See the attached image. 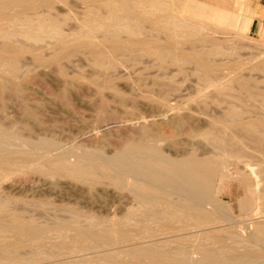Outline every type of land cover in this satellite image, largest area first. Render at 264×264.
I'll return each mask as SVG.
<instances>
[{
	"label": "rangeland",
	"instance_id": "obj_1",
	"mask_svg": "<svg viewBox=\"0 0 264 264\" xmlns=\"http://www.w3.org/2000/svg\"><path fill=\"white\" fill-rule=\"evenodd\" d=\"M76 1L78 0H55L53 6H50L52 8H49L51 11L47 8L50 12L45 10L46 7H40V11H37V8L31 13L28 9L26 12H19V14H17L19 8L16 6L1 7L0 9V21H3L0 22V32L2 33H0V49L5 43H9L12 46L15 44L17 47L20 46L19 48L15 47L16 45L13 46L15 48L13 49V53H16V56L10 53L9 61L0 56V61H3V63L8 61L4 66L2 62L0 63V66H2L0 67V128L12 133L11 136L3 139V144L5 145L8 141H13L11 144L7 143L8 145H6L10 149L14 147V151H17L14 159L18 160L12 162V164L15 163L13 166L0 167V177H2L0 178V199L2 200L0 202L8 204V208L11 209L10 213L20 214L21 217H25L24 219L30 218L31 221L38 224L55 225L58 223L72 224L74 222H82L84 224L80 223L79 225L88 226L93 220V224L102 227L108 223L119 222L131 210L135 211L137 219H142L143 213L141 211L145 208L140 207L129 193L130 180L125 179V187L120 189L116 188L114 183H111L112 178L110 177L114 174L112 171L106 172L101 170L104 173L96 171L99 173L95 172V176L92 175V177L90 176V178L83 180L75 175L66 173L61 167L48 169L44 163L46 164L48 159L53 161V158H58L62 154L65 156L64 160L68 164L75 163L76 155L90 150H100V153L103 152L106 156H110L117 149L120 150L123 143L125 144L144 135H151L154 139L158 140L160 149L162 148L164 153L171 157L184 156L188 152L197 153L196 155L199 156H212L216 152H214L215 149L212 148L213 146L208 138L210 135L216 133V130L213 129L214 126L218 123H223L222 126L225 125L223 127L227 129L225 128L224 130L222 127L223 131H220V135L224 140L227 137V141L229 142L227 145L224 144L223 153L225 152V155H221L225 159L223 169L225 177L222 180H218L220 177L218 179L215 178L214 181V187L216 186L214 188L215 197L219 200L227 201L232 209L229 216L230 220L222 221L221 226L236 229V231L242 234L241 236L246 237L253 229L252 221H264V197H262L264 196V181L261 179L264 175H260V171L264 169V131L262 133L259 131L260 129L264 130V0L246 1L250 11L257 12L254 15V20L249 31L247 29L248 17L246 19L241 15L238 27L231 25L232 23L230 22L207 20L208 18L205 19L204 16L207 17L213 14L208 9L209 7L201 5L205 12L204 16H200L199 12L187 5L189 0H166L169 4L165 0H159L164 10L162 12L154 10L156 18L155 15L151 14L153 11L149 10L150 6L146 7L152 0H146L147 3L144 1L145 11L139 19L135 17L136 14L132 15L134 14L132 12V14L130 12L128 14V11L125 12L126 10L119 11L122 15V17H119L122 27L119 25V20L116 23L111 22L112 25H119L123 30V32L121 29L118 30L119 39H133L134 36V39L138 43H141H135L139 45H137L139 48L134 47V52L136 51L134 54L130 52L128 53L129 55H124L125 57L122 55L113 56L114 58L106 61L103 66H100L101 62V64H98L96 61L97 55L95 54V50H91V48L87 49L88 46L84 48V44L82 45V43H85V40L86 42L87 40H91L88 42L95 41L96 43L101 40L100 42L109 43V40L105 41L107 37L104 35L107 31L106 26L110 23L108 22L109 9L101 3V0H97L98 5L95 3L96 1H94L95 4L92 3L93 1H84L85 3L82 0H79V3ZM197 1L216 5L221 9L239 14L237 11L240 10V6L237 3L238 7L235 5V0ZM99 2L103 8H100ZM163 4H167L166 6L170 5L171 7L169 8L172 11L168 7L165 8L166 6ZM88 7L93 8L96 13ZM7 8L9 10L11 8V13L13 14L10 15L12 16L9 15L10 11H7ZM166 10L169 14L167 12L163 13ZM6 11L7 13L9 12L8 15H6ZM93 12L96 16L93 15ZM172 12L174 17H177V21L175 18L173 19ZM119 13L118 16H120ZM124 13L128 15L126 14V16ZM159 13L163 15L159 16ZM167 14L171 20L165 16ZM100 15L103 17V20L106 19L105 22L101 20ZM147 15L148 17L145 18ZM30 16H33L32 19L34 18L35 20L43 17V23L40 22L42 25H39V23L36 25L37 21L34 20V28L37 26L38 28L31 29L28 26L30 25V19H27ZM142 16L144 17L142 18ZM48 17H50V20ZM12 18L15 20L13 21ZM18 18L24 20L23 23L20 20V23H18L16 21ZM96 18L101 21H98ZM157 18H162V20L168 19V22L163 21L167 22L166 25L172 23L169 26L167 25V27L171 26L173 30L175 28L178 30L182 28L179 30L180 32L182 31V34L175 32L177 31L175 29L172 35V33L170 34L171 29L166 30L167 27H164L167 32L163 27L156 29L153 21ZM26 20H28L27 24ZM12 21L16 22L12 23ZM179 21L181 23L185 22L184 24L187 26L184 27V24L180 25ZM49 22L51 24L55 22L56 29ZM102 22L104 23L102 24ZM47 23L50 25H48L50 30L46 25ZM85 23L90 24L89 27L94 25V28L89 31V27ZM174 23L179 25L176 27ZM25 25L29 27H27L28 30L25 28ZM43 25L46 28H43ZM53 25L55 26V24ZM151 25L153 26L151 27ZM191 25H193L194 29ZM4 26L6 27L5 29ZM39 27L41 30L38 31ZM183 27L185 29L188 27V30L190 29L191 31H185ZM7 28L8 32L6 31ZM13 29L14 32L12 31ZM31 30H34L33 32L37 30L36 34L31 32ZM58 30L65 38L69 37L67 35H70V39L66 38L68 46L65 45L66 47H64L65 49L70 48L66 49L67 51L63 49V57L60 54L61 58L59 57L57 61H54L53 57L51 59L50 56H52L53 50L58 47V44L55 43L57 41ZM79 30H85L83 31L85 33L83 34ZM15 31L18 32L16 33ZM124 31H128L127 34ZM79 32L80 34H77ZM103 32L105 33L103 34ZM14 33L16 36H12V34L15 35ZM32 33L35 36L39 34L38 39H34L35 36ZM72 33L76 34L73 35ZM175 33L176 35L174 36ZM1 35L7 38H3ZM30 35L34 37H30ZM75 35L78 36V42L82 45L78 49L76 48V52L71 49L74 47L70 44L72 39L75 40ZM143 38L146 42L143 41L142 43ZM148 38H150L149 42H147ZM169 38L171 41H174L172 42L174 45L167 43V41L170 42ZM109 39L110 41L114 40V38ZM139 39L142 40L139 41ZM153 42L170 46L173 56L171 53H167L163 56L164 58L161 57L162 61L160 56H154L151 52L146 53V50L143 52L140 50H144L147 47L149 48L147 50L150 51L149 43L152 44ZM141 44L142 46L144 45V48L141 47ZM52 45H54L53 49ZM103 49L107 57L109 54L108 48L103 47ZM187 49L188 53H193V49H198L195 50L197 54H200V56L204 54L202 58L206 64L214 66L213 69L209 70L210 72L208 71L209 74L205 70L203 72L198 66H194L196 65L195 63L180 59V57H183L180 54L183 51L187 53ZM190 49L193 51L191 52ZM14 50L19 52H14ZM71 52L74 54H71ZM36 53L37 55L39 54L38 57ZM7 63H9L8 66ZM9 66L12 69L8 68ZM3 67L8 69L6 70ZM8 71L12 72L7 73ZM4 77L8 80L4 81L6 80ZM8 77H11L10 79L12 80ZM11 81L13 82L12 85L15 86H11ZM229 109L232 110L233 114ZM234 110L239 114L234 113ZM224 112H228L230 117H232L231 119L234 120L230 121L228 118L229 114L226 117V113ZM237 116L238 119L235 118ZM240 117L241 120H239ZM218 118H222L225 121ZM242 118L245 121L248 120L247 123L249 124H255L254 128L257 126L261 127L259 123L263 124V126L259 129H257L258 127L255 128L258 130H255L256 134L254 133V128L252 127L253 130L250 128L252 134L248 130L251 134L249 135L248 131L247 133L245 131L247 130L246 122ZM249 119L254 122H250ZM217 120L218 123L215 124L213 121ZM235 120L236 122L234 123ZM229 121L232 125L235 124V128H238L239 131L245 129L244 131L241 130L242 136H240L241 132L239 133L238 130H235L234 126L229 124ZM176 122L178 124L174 126ZM230 126L233 128H228ZM257 133L259 138L257 137ZM251 136L254 138H251ZM261 136L262 139L260 138ZM40 138L52 140L53 146L51 145L49 148L42 149L43 147L37 144L38 141H41L39 140ZM34 140L35 143H33ZM257 141L258 144L256 143ZM231 144L236 150L230 146ZM236 145L237 147H235ZM26 150L32 152L33 156L30 155V157L33 158V163L21 161V152L19 151ZM43 158L44 161H42ZM262 173L264 174V171ZM104 175H107V177ZM108 176L110 177L108 178ZM246 179L249 182H246ZM247 183L249 186L252 185L251 187L258 186L255 188L256 193L252 198V206H254L253 209L248 211L249 215H247L248 213H241L242 211L240 212L239 209V199L244 195L247 187H249ZM261 194L263 195L261 196ZM13 209L18 212L15 211L14 213ZM145 210L147 211V208ZM150 212L152 211L150 210ZM119 218L120 220L118 221ZM234 219L236 220L234 221ZM105 220L109 221L106 222ZM229 223L230 225H228ZM246 224L249 225L247 226ZM244 227L247 228L244 229ZM54 234H49L46 238L48 240H45V244L48 241L47 245L49 244V246L46 245L48 249L54 248L55 242L57 244L62 240L61 237ZM55 237L58 238L55 239ZM51 238L52 240H49ZM188 238L187 244L190 245L192 244L190 241L192 237ZM237 238L235 237V241H238ZM57 239H59L58 242ZM49 241H53V245ZM30 249V246H25L24 252L29 254ZM22 250L19 252L21 257L19 256L20 259L18 258L20 263L17 262L16 264L29 263L25 259L28 254L25 255ZM0 264L3 263L0 262Z\"/></svg>",
	"mask_w": 264,
	"mask_h": 264
},
{
	"label": "bare ground",
	"instance_id": "obj_2",
	"mask_svg": "<svg viewBox=\"0 0 264 264\" xmlns=\"http://www.w3.org/2000/svg\"><path fill=\"white\" fill-rule=\"evenodd\" d=\"M54 1L55 0H0V9H1V7L3 8V7L16 6L19 8L18 10H20V11L17 10V12H18V13L16 12L17 14H19V12H23V11L26 12L28 9L30 10V13L37 8H38L37 9V11H38L40 7H46V9L45 8H43V9L49 11L50 10L49 8H52L50 6H53ZM59 1H63V0H59ZM78 1H76V2H78ZM82 1L83 2L84 1H93L92 2L93 4L96 3L98 5L97 2L100 0H98V1L97 0H82ZM94 1H96V2L94 3ZM101 1H102L101 3L109 9L108 22H110V23L106 26V30H107V31L105 30L106 34H104L105 32H103L105 37H107L106 38L107 40H105V41L109 40V43L100 42L101 40L99 41L100 43L99 42L96 43L95 41H94L95 43L94 42H88L91 40H87V42H86V40H85L84 41L85 43H82V45L84 44L83 45L84 48H86V46H88L87 49L91 48V50L92 49L95 50V54L97 55L96 61L98 62V64L101 62L102 64L100 63L101 64L100 66H103V64L106 61H109L111 58L113 59L114 58L113 56H116V55L124 56L130 52L134 54L136 52V51L134 52V50H135L134 47L139 48L138 44H140L141 42L138 43L134 39V36H133V39H131L129 37H127L129 39H125V40L122 38L119 39L118 30L121 29V27H122V25H120L121 21L119 18V17H122V15L119 13V11L126 10L125 12L128 11V14H129V12H130V14L134 13L132 15L136 14L135 17H137V19H139L140 16L142 14H144V11H145L144 1H146V0H101ZM166 2L168 3V1H166ZM146 3H147V1H146ZM99 5H100V8H103V7H101L100 2H99ZM166 5H164V6H166ZM187 5L191 9H195L197 12H199L200 16H204V12H205V10L201 7V5L209 7L208 9H210L213 12V14L210 16H207V17L204 16L205 19L208 18L207 20L210 19L212 21L230 22V23H232L231 25H235L237 27L239 26L238 25L239 15L236 13L234 14L233 12H230L228 10L221 9L216 5H212L209 3L207 4L205 2L204 3L199 2L197 0H189ZM149 6H150L149 10L153 11V13H151L153 15H155L154 10L156 12H162L164 10L162 7V3L159 0H152L151 2H149V5L146 7H149ZM167 7L169 8L171 6L168 5L165 8H167ZM11 8H10V10L7 8V11H10V13L8 12L9 15L13 14V13H11L12 12ZM86 8H87V6H86ZM88 8H91V7H88ZM93 8H95V7H93ZM93 8H91V9H92V11L95 12V10ZM167 10L164 11L163 13L164 14H165V12L168 13L169 10L172 11L171 8H169L168 11ZM7 11H6V15H8ZM146 11H148V10H146ZM41 12H42V10H41ZM94 12H93V15H94ZM30 13L28 12V14H30ZM118 13L120 16H118ZM28 14H26V15H28ZM124 14L126 15L127 13H124ZM145 14H146V12H145ZM161 14L159 13V16L163 15V14L162 15ZM168 14L165 16L168 17ZM20 15H22V14L20 13ZM10 16H12V15H10ZM94 16H96V15H94ZM172 16L174 19L175 17L173 15V12H172ZM32 17L30 16V18H27V19H30L29 20L30 25H28V26H30L31 29L34 28L33 22H35V21H37V23H35L36 25H38V23H39V25H42V23H43L42 18L43 17L37 18V16H36V18H37L36 20L34 18L32 19ZM98 17H99V14H98ZM143 17L144 16H142V18ZM146 17H148V15L145 16V18ZM157 17H158V15H157ZM204 17H202V18H204ZM13 18H12V20H13ZM102 18L103 17L101 16V20H103ZM155 18H156V15H155ZM48 19L50 20V17H48ZM85 19L87 20V18H85ZM96 19H98V18H96ZM19 20L21 23H23V21H24V20H21L19 18L16 21H18V23H20ZM101 20L98 19V21H101ZM105 20H103V21L105 22ZM127 20H128V18H127ZM161 20H162V18L161 19L157 18L156 20L154 19L153 24L155 25L156 29L157 28L160 29L161 27L166 28L167 25L169 26L170 24H172V23H168L166 25V23L168 22L167 21L168 19L167 20L163 19L162 21ZM175 20L177 21V17L175 18ZM6 21H8V20H6ZM13 21H12V23L16 22V21L15 22H13ZM54 21H55V19H54ZM135 21H136V19H135ZM141 21H142V19H141ZM141 21H139V22H141ZM144 21H146V20H144ZM163 21H167V22H163ZM180 21H179L180 25L185 23V22L181 23L183 21H181V22ZM0 22H3V21H0ZM25 22L27 24L28 20H26ZM25 22H24V24H25ZM40 22H42V23L40 24ZM45 22H47V21H45ZM55 22H53V24H55V26L53 24H51V22H49L53 26V28L55 27L54 29H56V23ZM84 22H85V20H84ZM104 22H102V24ZM111 22L112 23L113 22L114 23L119 22V25L121 27H119V25H112ZM10 23H11V21H10ZM49 23L46 24L47 27L50 26ZM90 23H91V21H90ZM81 24H84V23H81ZM105 24H107V23H105ZM122 24L125 25L124 22H122ZM44 25H43V28L44 27L46 28V26H44ZM86 25L89 27L90 24H86ZM174 25H176V24L174 23ZM178 25H176V27ZM25 26H26L25 28L27 29L28 26L27 25H25ZM134 26H136V24H134ZM139 26H138V28H139ZM152 26L153 25H151V27ZM186 26L187 25H185L184 27H186ZM191 26L194 29L193 25H191ZM102 27H104V26H102ZM128 27H131V26H128ZM155 27H154V29H155ZM173 27H175V26H173ZM188 27H187V29L184 28V30L187 31ZM5 28L6 27L4 26V29ZM36 28H38V26L35 27L34 29H36ZM93 28H94V25L90 26L89 31L92 30ZM125 28H127V27H125ZM165 28H164V30H165ZM169 29H171V31H170V34H171L176 28L174 30H173V28H171V26L169 28L168 27L166 28V30H169ZM181 29H179V30H181ZM27 30H26V32H28ZM37 30L39 31V30H41V28L39 27V29H37ZM37 30H35V32ZM47 30H48V28H47ZM49 30H50V27H49ZM176 30L177 31H175V32H178V33L180 32L178 29H176ZM6 31L7 32L9 31L8 28ZM12 31L14 32V29ZM12 31H11V33H12ZM33 31L31 30V32H33ZM79 31L81 32L82 30H79ZM83 31H85V30H83ZM83 31L81 33L84 34L85 32H83ZM128 31H129V29H128ZM128 31H124V32H126V34H127ZM132 31H134V30H132ZM161 31H158V32H161ZM188 31H191V30L189 29ZM31 32H30V34H31ZM35 32H33V33H35ZM49 32L51 33V31H49ZM59 32L60 31L58 30V32H57L58 36L56 39L58 42L55 40L56 41L55 43L58 44L57 45L58 47H57V49L53 50V52L51 51L52 56H50V58L53 57L54 61L55 60L57 61V59H59V57L61 58V56L63 57L62 50L65 49L64 47H66L65 45H67V41H68L66 38L70 37V35H67L69 37L65 38V36L63 37V35H61L62 33L60 34ZM80 32L77 34H80ZM122 32H123V30H122ZM156 32H157V30H156ZM129 33H130V31H129ZM178 33H177V36H178ZM180 33L182 34V31ZM184 33H186V32H184ZM35 34H33V35L35 36ZM74 34H76V33H74ZM86 34H87V32H86ZM188 34H190V33L188 32ZM8 35H11V34H8ZM37 35L39 36V34H37ZM120 35H121V33H120ZM172 35H173V33H172ZM175 35H176V33L174 34V36ZM192 35H194V34H192ZM195 35H196V33H195ZM12 36H16V34L15 35L12 34ZM31 36L32 35H30V37ZM34 36H32V37H34ZM38 36H35L34 39H36ZM72 36H71V38H72ZM2 37L5 38L6 36L5 37L2 36ZM54 37H56V36H54ZM75 37H74L75 40L74 39H72V41L70 40L71 41L70 44H72V46L75 48V49L74 48H71V49L74 51L76 50V48L78 49V47L81 45L80 42H78V39H77L78 36L75 35ZM169 37H170V35H169ZM79 38H81V37H79ZM109 38H112V39L114 38V40L110 41ZM148 39L149 40H147V42L150 41V38H148ZM8 40H9V38H8ZM12 40H14V39H12ZM103 40H104V38H103ZM141 40L142 39H139V41H141ZM143 41H144V38L142 40V43H143ZM144 42H146V41H144ZM151 42H152V39H151ZM154 42H156V41H154ZM154 42L152 44L149 43L150 51L147 50V49H149L147 47H145L146 49H144V50L143 49H140V50L142 52L146 50V53L151 52L154 54V56L157 55V56H160V58L165 56V54H167V53L168 54L171 53L170 46L160 44L161 41H159L160 42L159 44L154 43ZM172 42H174V41H171V39H170V42L167 41L168 44H170ZM55 43H54V45H55ZM135 43H138L137 44L138 46ZM162 43H163V41H162ZM172 44L174 45V43H172ZM15 45H13V46H15ZM54 45H52V49L54 48L53 47ZM13 46L9 43L3 44L1 49H0V56L4 59H8L11 56L10 53H13V49H15ZM143 46L141 44V47H143ZM15 47H17V45ZM19 47L20 46H18L17 48H19ZM103 47L108 48L109 54L107 55V57H106V52L104 51V49L102 50ZM177 47H178V45H177ZM69 48H66V49H69ZM179 49H181V48H179ZM188 49H187V53H184V51H183V53L180 54L183 56L182 58L180 57V59L182 61H191V62L195 63L196 65H194V66H198L199 68H201V70L203 72H204V70L206 72H208L209 70L213 69L214 66H208L206 64L205 60L202 58V57H204V54H202V56H200V54H197V52H195V50H198V49H193L196 54L194 52L188 53ZM83 50H85V49H83ZM91 50H89V51H91ZM190 50H189V52H190ZM193 50H191V52ZM147 51H149V52H147ZM14 52H19V51L14 50ZM68 52H69V50H68ZM180 52H182V51H180ZM180 52H177V53H180ZM72 53L73 52H71V54ZM203 53L207 54L206 52H203ZM13 54L16 56V53H13ZM60 54H61V56H60ZM63 54H65V53H63ZM36 55H37V53H36ZM38 55H37V57H38ZM66 55H68V54L66 53ZM171 55H172V53H171ZM13 58L15 59V57H13ZM160 58L158 57V59H160ZM161 60L163 61L162 58H161ZM8 61H9V59H8ZM8 61H5V63ZM10 61H13V60H10ZM208 61H209V59H208ZM1 62L3 63V61H0V63ZM5 63H3L2 65L4 66ZM9 63H11V62H9ZM9 63H7V66L9 65ZM193 63H191V64H193ZM207 63H209V62H207ZM211 64H212V62H211ZM12 66H13V64H12ZM0 67H2V66H0ZM198 67H196V68H198ZM3 68H5V67H3ZM8 68L12 69L10 66ZM8 68H5V69L7 70ZM1 70L4 72V70L2 68H1ZM14 70H16V69L14 68ZM9 72L10 71H8L7 73H9ZM209 72H208V74H209ZM204 74L206 75V73H204ZM201 75H203V74H201ZM8 78L10 79L11 77H8ZM4 79H6V78L4 77ZM7 80L8 79H6L4 81H7ZM10 80H12V79H10ZM10 83H11V86H15V85H12V83H13L12 81ZM2 84H3V82H2ZM239 84L242 85L240 82H239ZM1 88H3V87H1ZM3 89H5V88H3ZM244 91H245V89H244ZM229 111L232 113V110L229 109ZM236 111L238 112V110H236ZM224 113H226V117H227V114H229L228 112H224ZM234 113H236L235 110H234ZM236 114L238 115L239 113H236ZM228 118L230 121L234 120V119H231L232 117H230V114H229ZM235 118L238 119V116ZM171 119H173V118H171ZM221 119H219V120H221ZM239 120H241V117L239 118ZM242 120H243V118H242ZM249 120H250V122H254V121H251V119H249ZM223 121H225V120H223ZM230 121H229V124H231ZM243 121H245V120H243ZM247 121L248 120L245 121L247 130L244 129L246 131V133L248 130H250V128H252V127L254 128V126H255V124L254 125H253V123L249 124V123H247ZM213 122H215V124H217L218 120L213 121ZM235 122H236V120L234 121V123ZM177 124L178 123L176 122V124L174 126H176ZM218 124L216 126H214V128H213L214 130H216V133H214V134L211 133L212 135H210L208 138L210 140L211 145L213 146V147L212 146L211 147L214 148L215 150L214 149L213 150H214V152H216V154L213 153L214 155L212 154V156H204V155L199 156V155H196L197 153L194 154V152L191 151L193 153L188 152L187 154L185 153L186 155H184V156L171 157V156L165 154L164 151L162 150V148L160 149V147L158 145V143H159L158 140L154 139V137L151 135L150 136L144 135V136H141L140 138L133 139L132 141L127 142L125 144L123 143L122 148L120 150L117 149V151H114L112 153V155H110V156H108V155L106 156V154H103V152L100 153L101 152L100 150H99L100 152L98 150H96L97 152L90 150V151H85L79 155H76L75 163H71V164H68L64 160L65 156H63V154L61 156H59L58 158L55 157L56 160H54L55 158H53V161L48 159V162L46 164L44 163V165H46L48 167V169H56L58 167H61V169L65 170L66 173L73 175V176L75 175L76 177L82 178L83 180L90 178V176L92 177V175L95 176L94 173L96 171H101V170L106 171V172H111V171L114 172V174L111 175L112 177L108 176V178L109 177L112 178L113 182L111 181V179H109V180L111 181V183H114L116 188L117 187L120 189L124 188L125 184H126L125 179L130 180L129 182H131V183L129 184L130 186L128 187L129 193L132 195L135 202L140 207H143L145 209L147 208V211L144 209L145 212H143L144 210H142L141 212L143 213V215H142L143 218L137 219L135 211L131 210V212H129L128 215H126V216L124 215L125 217H123L121 220L119 218L118 219V221L120 220L119 222H117L115 220V222H117V223H114V222L108 223L107 225L102 226V227L93 224V220H92V223L89 224L88 226L79 225L82 222H80V223L74 222L72 224H62V223L59 224L58 223L55 225H48V224H38L34 221H31L30 218L24 219L25 217L24 218H23V216L21 217L20 214L17 215V214L10 213L9 211L11 209L8 208V206H7L8 204H4V202H0V255L2 256V257L0 256L1 257L0 262H2L3 264H10V263L16 264L17 262L20 263V260H19L20 259L19 256L21 257V255L19 254V252H21L20 250H22V248H23L22 251L24 252V247L30 246V248H31L30 252L28 250L29 254L27 253L28 254L27 255L26 252H24L25 255H27V256L25 257V255H23L25 257L26 261L29 262L28 264H264V221H252L253 229L246 237L241 236L242 234H240L238 231H236V229L234 230L232 228H225V227L221 226L222 221L230 220L229 216L231 215L232 209L229 206V203L227 201H222V200L217 199L215 197V192H214V188L216 187V186L214 187L215 178L218 179V177H220V179H218V180H222L225 177V174H224L225 171H223L225 159H223L221 155L222 154H223V156L225 155L224 154L225 152L223 153L224 144L227 145L229 142V141H227V137H226V140H224V139H222L223 137L220 135L221 134L220 131L224 128L223 126H225V125L222 126L223 123L222 124L218 123ZM224 124H225V122H224ZM248 125H250V126H248ZM259 125L261 127L263 126V124L261 125L260 123H259ZM232 126H234V128H235V124H233ZM232 126H230L228 128L231 129V128H233ZM239 126H241V125H239ZM257 127H255V128H257V129L261 128L259 126H257ZM225 128H224V130H225ZM253 128H252V130H253ZM255 128H254V133H255V130H257ZM235 130H238V128H235ZM241 130H243V129H241ZM241 130L240 131L238 130L239 133L241 132ZM172 131H174V130H172ZM175 131L177 132L176 129H175ZM232 131H234V129H232ZM259 131H261V133H262V131H264V130L260 129ZM209 132H212V131H209ZM236 133H238V132H236ZM248 133H249V131H248ZM250 133H251V130H250ZM250 133H249V135L252 134V133L251 134ZM224 134H222V135H224ZM259 134H260V132H259ZM11 135H12V133L10 131L0 128V165H1L0 167L10 166V165L13 166V164H15V163L12 164V162L14 160H16V159H14V156H15V153H17V151H14V147H13V149H10V147L7 146L8 144H11L13 141L12 140H11L12 142L8 141L7 142L8 144L5 142L7 145L3 144L4 143L3 139L7 138ZM205 136H207V134H205ZM240 136H242V132L240 133ZM243 136H244V134H243ZM252 137L253 136H251V138ZM257 137H258V133H257ZM205 138L207 139V137H205ZM260 138L262 139V136ZM39 140H41V141H38L37 144L40 147H43L42 149L49 148V146L54 144L52 140H48V139L45 140V138H44V140H43V138H40ZM33 143H35V140ZM256 143L258 144V141ZM237 144H238V142H237ZM252 144H254V143L252 142ZM12 146H13V144H12ZM32 146H31V148H32ZM230 146L232 147V144ZM230 146H229V148H230ZM235 147H237V145ZM33 148H34V146H33ZM233 149H235V148H233ZM15 150H17V149H15ZM30 150L29 151L28 150L19 151V152H21V155H20L21 161L33 163L34 160L32 157H30V155L33 156V154H31L32 150L31 151ZM227 151H229V150H227ZM36 153L38 154V152H36ZM227 153H229V152H227ZM47 157L49 158V156H47ZM16 161H18V160H16ZM42 161H44V158ZM46 161H47V158H46ZM26 165H27V163H26ZM26 165H25V167H26ZM23 167H24V165H23ZM246 168H245V170H246ZM10 169H13V168H10ZM247 170H249V169H247ZM4 171H6V170H4ZM9 171H8V173H9ZM263 171H264V169H263ZM263 171H260L261 172L260 175L261 174L264 175L262 173ZM102 173H104V172H102ZM238 175H241V174H238ZM249 175H251V174H249ZM104 176L107 177V175H104ZM0 178H2V177H0ZM6 178H7V176H6ZM127 178H130V179H127ZM242 179H243V177H242ZM261 179H263V181H264V177ZM239 180H241V179L239 178ZM246 182H249V181H247V179H246ZM250 184H251V181H250ZM259 184H260V182H259ZM248 186H249V184H248ZM251 186L252 185L247 187L244 195L242 197H240V199H239V209H240V212L242 211L241 213H248V211L253 209L254 205L252 206V198L254 197V195L256 193L255 188H257L258 186L257 187H251ZM259 188L262 189L261 187H259ZM260 189H259V191L261 192ZM257 194L260 195L259 192H257ZM262 195L263 194H261V196ZM262 197H264V196H262ZM255 198H257V196H255ZM9 201H10V199H9ZM11 207H12V205H11ZM149 207L151 208L150 210L152 212H150ZM25 208H27V207H25ZM3 209H5V210H3ZM2 210H3V212H2ZM15 211L16 210H14L13 212L15 213ZM16 212H18V211H16ZM139 214H140V212H139ZM247 215H249V213ZM142 216H140V217H142ZM233 218H235V217H233ZM73 219H72V221H73ZM78 219L82 220L81 218H78ZM80 220H78V221H80ZM235 220L236 219H234V221ZM74 221H75V219H74ZM76 221H77V218H76ZM107 221H109V220H107ZM129 222H130V224H129ZM239 222H240V219H239ZM230 223L228 225H230ZM82 224H84V223H82ZM246 228L247 227H244V229H246ZM53 233H55L54 235L61 237L62 240L59 241V243H57V244L55 242L54 248L48 249L46 247L48 241L45 244V242H46L45 240H48V239H46L48 237V235L53 234ZM245 233H246V231H245ZM190 236L192 237V239H190L192 244L188 245L187 240L189 239L188 237H190ZM58 237H55V239ZM235 237H238L237 238L238 241H235ZM52 238H54V237H52ZM52 238L49 240H52ZM163 238H166V239H163ZM232 239H234V240H232ZM58 240L59 239H57V242H58ZM49 242H51V241H49ZM53 243H52V245H53ZM52 245H50V246L52 247ZM47 246H49V244ZM16 256H18V257H16ZM22 263H23V261H22Z\"/></svg>",
	"mask_w": 264,
	"mask_h": 264
},
{
	"label": "crops",
	"instance_id": "obj_3",
	"mask_svg": "<svg viewBox=\"0 0 264 264\" xmlns=\"http://www.w3.org/2000/svg\"><path fill=\"white\" fill-rule=\"evenodd\" d=\"M247 0H235V5L237 6V4L240 6V10L237 11L239 14V18L241 17H245L247 19V17L249 18L248 22H247V29L248 31L251 29L252 23H253V18L254 15L257 14V12L254 11H250V9L248 8L247 4H246ZM237 3V4H236ZM238 7V6H237Z\"/></svg>",
	"mask_w": 264,
	"mask_h": 264
}]
</instances>
